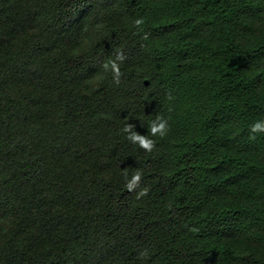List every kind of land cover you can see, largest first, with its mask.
Masks as SVG:
<instances>
[{"label": "trees", "instance_id": "obj_1", "mask_svg": "<svg viewBox=\"0 0 264 264\" xmlns=\"http://www.w3.org/2000/svg\"><path fill=\"white\" fill-rule=\"evenodd\" d=\"M0 264H264V0H0Z\"/></svg>", "mask_w": 264, "mask_h": 264}]
</instances>
